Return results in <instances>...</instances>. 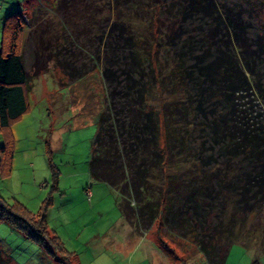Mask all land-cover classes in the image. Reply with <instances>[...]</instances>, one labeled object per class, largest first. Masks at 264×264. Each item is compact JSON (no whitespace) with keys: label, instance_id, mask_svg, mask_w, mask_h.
I'll return each instance as SVG.
<instances>
[{"label":"trees","instance_id":"trees-1","mask_svg":"<svg viewBox=\"0 0 264 264\" xmlns=\"http://www.w3.org/2000/svg\"><path fill=\"white\" fill-rule=\"evenodd\" d=\"M71 1L58 0L57 8L65 9ZM262 1L249 0L250 15L255 12L257 16L256 2L264 4ZM120 3L118 0L117 6ZM176 8L167 32L163 28L162 37L158 40L157 35L153 43L130 30L127 33L134 20L130 15L120 16L123 9L118 14L112 26L118 31L115 42L118 48H130L127 57L132 64L123 70L126 84L121 89L118 85L123 82L114 78L110 65L119 63L116 56L123 55L109 47L115 56L101 71L106 108L93 144L91 175L120 193L125 217L143 234L159 222L161 233L165 229L173 240L192 242L205 254L208 264H224L230 244L241 234H235V222L229 228L212 223L216 207L237 199L235 208L251 214L260 200L264 202V123L256 116L249 118L252 108L246 110L244 103L258 94L264 100V36L256 33L250 37L251 24L244 19V10L228 8L216 0H180ZM157 21L159 34L162 23L160 18ZM28 25L24 14L16 12L6 18L2 29L0 131L6 143L0 148V167L4 176L12 172V128L31 109L29 79L46 73L48 63L59 53H51L49 44L44 45L42 35H38L35 42L39 50L30 75L24 56ZM194 25L196 28L189 30ZM165 33L172 54L164 62L159 47ZM42 49L47 50V59ZM58 64L65 71L71 69L69 62L58 60ZM80 74L75 80L85 75ZM114 80L117 86L112 88ZM154 88L160 93L167 89L170 97L180 98L157 106L150 101ZM118 95L124 98L118 100ZM242 101L244 110L239 108ZM243 156L244 162L251 164L244 170L245 178L235 164ZM158 172L163 182L153 188L156 181L150 177ZM0 220L9 222L59 263L78 262L50 229L46 211L36 215L21 203H10L0 196ZM5 262L0 256V264Z\"/></svg>","mask_w":264,"mask_h":264},{"label":"rangeland","instance_id":"rangeland-1","mask_svg":"<svg viewBox=\"0 0 264 264\" xmlns=\"http://www.w3.org/2000/svg\"><path fill=\"white\" fill-rule=\"evenodd\" d=\"M117 1L72 0L67 8L59 10L60 0L59 3L58 0H0V42L8 16L23 12L29 24L24 56L30 75H33L35 52L39 50L35 42L38 35H42L44 45L49 44L51 53L59 52L48 63L46 73L29 79L31 109L12 128L15 140L12 172L4 176L0 167V196L10 203H21L36 215L46 211L50 229L61 238L68 252L78 258V262L74 259L59 263L9 222L0 220V256L6 260L5 264H208L205 254L192 242L173 240L165 234V229L161 233L159 222L144 234L141 228L136 229L122 211L120 193L91 175L93 144L106 108L107 90L101 71L114 55L109 47L123 55L116 56L119 63L110 65L114 78L123 82L118 85L121 89L126 84L123 70L132 64L127 57L130 48L127 45L118 48L115 42L118 31L112 26L118 14L123 9L124 14L119 15H130L134 20L127 33L130 30L151 43L167 32V24L180 4V0H119L122 3L117 6ZM216 1L234 10H244V19L251 24L249 36L253 38L256 33L264 36V4L256 2L255 7L259 8L256 16L255 12L250 15L249 0ZM158 18L162 30L156 34ZM108 33L113 36L107 38ZM161 43L160 56L165 62L171 53L166 33ZM42 50L47 59V50ZM58 60L69 62L71 69L65 71ZM261 70L264 72V63ZM81 71L85 75L75 80ZM114 81L112 88L117 86ZM152 92L150 101L157 106L180 98L170 97L167 89L160 93L154 88ZM123 98L118 95V100ZM250 98L251 104L245 99L246 108L243 101L239 108H252L248 111L249 118L256 116L264 123V100L259 94ZM5 143L0 131V148ZM245 157L235 162L243 171L240 173L243 178L244 170L251 167L244 162ZM150 178L157 182H153V188L163 182L159 172ZM234 200L217 206L212 217V223L225 228L237 223L235 234H241L230 244L224 264H264V202L260 200L254 208L256 212L248 214V210L235 208L238 201Z\"/></svg>","mask_w":264,"mask_h":264},{"label":"crops","instance_id":"crops-1","mask_svg":"<svg viewBox=\"0 0 264 264\" xmlns=\"http://www.w3.org/2000/svg\"><path fill=\"white\" fill-rule=\"evenodd\" d=\"M23 13V12H22ZM31 13V12H30ZM159 255V252L157 253Z\"/></svg>","mask_w":264,"mask_h":264}]
</instances>
